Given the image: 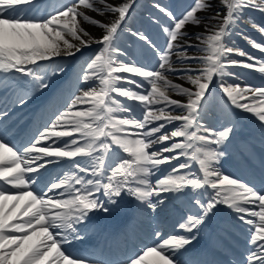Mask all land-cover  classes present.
I'll use <instances>...</instances> for the list:
<instances>
[{
  "label": "snow or ice",
  "instance_id": "6c2138e0",
  "mask_svg": "<svg viewBox=\"0 0 264 264\" xmlns=\"http://www.w3.org/2000/svg\"><path fill=\"white\" fill-rule=\"evenodd\" d=\"M133 4L0 0V127L12 109L65 73L58 58L97 46L68 87L50 99L54 110L34 136L17 144L0 134V264H98L65 247L84 238L81 226L91 214L111 212L125 195L155 212L162 193H190V208L177 224L184 233L198 231L220 206L231 210L246 236L242 259L234 264H264V187L221 167L235 110L252 114L264 135V57L231 41L235 33L264 53V43L237 31L245 10L264 13V0H220L216 9L209 0H192L180 16L157 4L166 18L154 21L160 42L131 33L151 52V66L129 59L115 44ZM84 23L102 29L100 36ZM189 25L203 31L189 34ZM253 27L264 35V25ZM234 67L254 69L262 83L249 84L229 70ZM65 162L62 173L42 175L48 165ZM162 165L171 167L157 176ZM155 236L157 243L122 264H148L149 256L155 264H181L179 253L194 239Z\"/></svg>",
  "mask_w": 264,
  "mask_h": 264
},
{
  "label": "bare ground",
  "instance_id": "6f19581e",
  "mask_svg": "<svg viewBox=\"0 0 264 264\" xmlns=\"http://www.w3.org/2000/svg\"><path fill=\"white\" fill-rule=\"evenodd\" d=\"M218 5L220 6V0ZM115 2V0H113ZM135 3V0H134ZM250 9L245 10L249 11ZM134 11V4L133 7L130 10V13L128 16L132 15L135 16ZM136 11V10H135ZM254 12L260 14L262 17H264V14L254 10ZM244 12V13H245ZM89 15L93 16L94 18L98 20H103L104 17L98 16L94 12H90ZM111 14H109L110 17ZM205 16V14H203ZM258 24L260 25L259 20L251 19L249 17H246L243 15L241 18L237 31L244 32L246 33L249 37H252L255 41L257 42H262L264 43V35H262L256 28L253 27V24ZM154 25L157 26V24L154 22ZM83 27L90 32L93 36L99 37L102 29L93 26L88 23H84ZM124 27V26H123ZM126 29H129L128 31L130 33H126L121 31V36L118 35L115 44L117 47L126 50V45L125 44H131L132 38H135L132 36V32H143L142 30L134 27V26H129L126 25L124 27ZM189 34H194L196 32H201L203 31V27H194L192 25H189L186 29ZM234 35H236L234 33ZM238 42H234L236 47H239L241 49H244L251 53L253 56H261V52L259 49H255L251 46V44L242 39L239 35ZM120 39V40H119ZM125 43V44H124ZM142 43V42H141ZM143 45V44H142ZM89 48H97L95 44L92 45V47ZM88 49V48H84ZM83 49V50H84ZM146 50H148L146 48ZM149 51V50H148ZM189 54H192V50H190ZM77 55V54H76ZM75 57H68L64 58V63L63 65L66 68L65 73L58 77L54 78L51 81L50 87L43 91L42 93L36 94L29 102L21 107H17L15 109H12L10 112L9 116L5 119L4 126L0 127V134L6 132V137H9L12 135L13 132H18L19 135L23 133V131L27 130L28 128V121L30 118V115L35 112V110L41 105V103L50 97L52 94L55 93V91H58L59 89L63 88L67 84V80L70 78L71 72L73 70V60ZM233 59H243L238 56H232ZM59 59V58H58ZM123 59V57H121ZM137 62L142 63L141 61L137 60ZM230 71H235L242 75V72L244 70L248 69H242V68H230ZM252 72H256L254 69L249 70ZM257 73V72H256ZM260 75V74H259ZM139 79V78H137ZM174 82L176 83H181L184 84V81L182 80H176L175 77H172ZM187 86V85H186ZM212 90L215 93H219L220 90L216 87L215 82L211 85ZM173 98L175 99H182V97L177 96L175 93H170ZM222 95V93H220ZM218 99V98H217ZM129 103H134V102H129ZM26 110V111H25ZM237 112V118H236V128L235 132L232 135L231 140L224 146V149H228L230 147V144L236 142L239 139H247V142H251L252 144H257L259 147V150H264V138L261 137L262 135V130L259 127V122L258 120L252 116L250 113H240L239 110H235ZM240 117H244L246 120V128L240 126L239 119ZM247 120H251V122H247ZM15 122V126L17 128L13 130V125L11 124ZM11 124V125H10ZM171 127V126H170ZM7 129V130H6ZM239 129V131L236 132V130ZM37 130V129H36ZM168 129H165L167 131ZM36 134V131H35ZM18 137V136H17ZM244 139V140H245ZM259 141V142H258ZM257 154V153H256ZM254 167L252 166V170L256 173L259 174L261 170L264 167V155L258 153V158L255 156V158H250ZM183 162V159L173 161L174 164H178ZM66 163V162H65ZM60 164L63 163H53L47 166V169L45 172L42 173L43 176L47 177L48 176V171L53 168L54 166H59ZM171 165H162L161 166V172L157 174L163 175L164 170L170 168ZM221 167L225 173H228L234 177H239L241 180L247 181V178L245 175L242 174L243 170L247 168L249 169V166H247L245 163L243 164L242 162H239L238 159H235V162L230 158L229 155H225L221 158ZM63 167H60L61 172H57L52 174L51 176H56L58 173H62ZM245 174V172H243ZM157 176H154L153 182L157 178ZM248 182V181H247ZM16 190L13 189L12 192L14 193ZM190 196V193L184 194L183 197H181L179 194L176 193H162L161 196L159 197L160 200L164 201L162 204L158 205V208L155 212L147 209L144 205L139 203L136 199L130 197V196H123L117 206H113V210L107 214L104 212H94L91 214V218L88 221V224L86 226H81V231L84 236L83 241L80 242V240H74L76 244H80L82 251L84 252L86 250H96L100 249L103 244L102 237H114L120 235L121 239L123 240V243L127 244L128 242L126 240H133L134 235H140L142 234V231H148L149 230V235L150 237L154 238V243L150 245H146L144 247H140L138 251L141 248H146L153 246L155 243H157V237L155 236L156 232H161L163 235L164 233L161 231L162 228L158 227V224L160 223L161 225H164L168 222L167 217L174 218V222L180 217L178 213V208L180 207L181 203L188 202V197ZM187 204V203H186ZM194 211V209H192ZM224 214H228L227 217L224 216ZM231 215V216H230ZM235 214L231 212V210L225 208L224 206H220L216 213L214 215H211L209 219L207 220L206 224L200 227L198 231H194L193 233H184L181 232L178 228L177 225L173 228L172 232L173 234H181V235H192L194 236L195 243H200L205 245V247L208 250L205 251L206 254H211L218 258V261H223L222 258H227L230 261L234 259V257L229 254L226 250H222L216 246L214 243V236L217 235L218 233L220 234H226L223 230L226 229L230 233L229 235H232L230 239H236V241H233V247L237 253L235 255L238 259H242V253L245 251L246 248V236H245V231L244 228L245 226L238 221L234 219ZM222 218L223 220L218 222L219 219ZM233 221L234 226L232 227L227 221ZM224 221L227 222V225L224 223ZM219 224V228L212 234L208 235V229L211 224ZM209 225V226H208ZM123 234H120L122 233ZM169 235H164V237H167ZM227 236V235H226ZM235 237V238H234ZM193 243L192 245H188L185 247L184 250H181L179 255L184 254L185 252L191 251L196 247V244ZM226 254V256H225ZM178 255V256H179ZM155 257L149 256L146 257V261L148 264H155ZM98 264H102L101 262L97 261ZM122 264V263H118Z\"/></svg>",
  "mask_w": 264,
  "mask_h": 264
},
{
  "label": "rangeland",
  "instance_id": "374dc122",
  "mask_svg": "<svg viewBox=\"0 0 264 264\" xmlns=\"http://www.w3.org/2000/svg\"><path fill=\"white\" fill-rule=\"evenodd\" d=\"M56 2V0H54V1H52V0H47V1H45L44 2V4L45 5H47V4H51V3H55ZM140 2H141V0H136L135 1V5H134V7L135 8H142L143 7V5H141L140 4ZM188 2V3H187ZM217 0H209V3H211L212 4V6H213V9H216L217 8ZM192 4V0H168L167 1V3H166V5H167V10L168 11H170V12H172L174 15H176V16H180L186 9H188L189 8V6ZM204 14H210V13H205L204 12ZM132 22V21H136V18L134 17H132V16H128L127 17V19H126V22L127 23H129V22ZM164 22H166V18L165 17H163L162 19H161V23H164ZM154 31V30H153ZM158 34V36H159V32L157 33ZM153 36H156L155 34L153 35ZM130 49H132V47H130ZM84 53H86V52H84ZM84 53H80V55H78L77 57H76V59H75V62H74V69H73V73H72V77L70 78V81H72V78H73V74H74V72H78L79 71V69L81 68V66H82V63H83V59H82V54H84ZM140 52H136L135 51V54H139ZM128 58H132V55H130V54H128ZM141 58H142V62L144 63V64H147V65H149V66H151V64H152V54H151V52H148V51H146V50H144V54H141ZM63 59L61 58V59H58L57 60V63H62L63 64V61H62ZM242 76H244L245 78H246V80H254L255 78H254V76H257V75H255V74H253V73H250V72H244L243 74H242ZM252 76V77H251ZM251 77V78H250ZM54 79V78H53ZM70 81H68L67 82V85L66 86H64L62 89H64V88H67L68 87V84H69V82ZM61 90V89H60ZM58 93V92H57ZM54 109L53 108H51L50 106H44L43 107V109L41 110V111H39V113H38V115L39 114H43L42 115V117H43V121H45L47 118H48V116L49 115H51V111H53ZM45 119V120H44ZM227 155H229L228 153H226ZM230 156V155H229ZM230 158L232 159V157L230 156ZM64 166V165H63ZM64 167H66V166H64ZM51 172L53 173V170H51ZM180 210H182V209H180ZM180 210H179V212H180ZM187 211L188 212V210L186 209V207H184L183 208V211ZM186 212V213H187ZM185 213V214H186ZM185 214H183V215H185ZM180 220H181V218H179V222H180ZM163 230H165V232L166 233H169L170 231H171V228L170 227H167L166 226V228H164ZM151 241H152V239H151ZM137 247V246H136Z\"/></svg>",
  "mask_w": 264,
  "mask_h": 264
}]
</instances>
